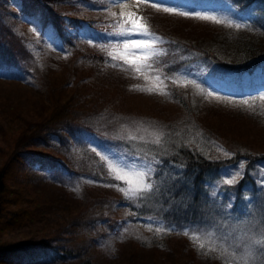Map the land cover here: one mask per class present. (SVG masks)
<instances>
[{
    "label": "trees",
    "instance_id": "obj_1",
    "mask_svg": "<svg viewBox=\"0 0 264 264\" xmlns=\"http://www.w3.org/2000/svg\"><path fill=\"white\" fill-rule=\"evenodd\" d=\"M215 1L247 14L244 26L176 36L148 21L162 50L128 65L109 55L118 47L109 22L121 19L91 18L86 4L101 2L0 0V71L18 73L14 80L33 89L42 113L33 119V107L14 105L10 86H0V264H100L119 256L124 264H156L165 251V264H264V106L247 124L244 117L229 123L219 109L238 112V101L212 105L204 85L174 77L190 62L217 77L264 76V0ZM197 9L192 17L201 16ZM145 69L159 77L161 101L180 108L169 121L126 113L122 96L107 88L144 96ZM97 73L115 76L105 85ZM209 122L239 136L230 140ZM250 132L260 138L253 148ZM108 155L142 165L151 190L131 202L115 191L124 184L110 176ZM91 186L103 196L86 194ZM70 193L80 195L74 205L65 201ZM174 236L181 249L167 247Z\"/></svg>",
    "mask_w": 264,
    "mask_h": 264
},
{
    "label": "rangeland",
    "instance_id": "obj_2",
    "mask_svg": "<svg viewBox=\"0 0 264 264\" xmlns=\"http://www.w3.org/2000/svg\"><path fill=\"white\" fill-rule=\"evenodd\" d=\"M93 1V0H92ZM101 2V4H97L95 2L87 3V7L91 13V18L107 16V18H117L121 19L117 24L109 22L108 29H109V37L110 41H114L115 44H118V47L114 50L115 52H111L113 56L116 57L118 62L124 63V61L129 65L128 62L136 61L138 58L134 55H131V49L125 50L123 47V40L126 39L125 37H120L115 35L114 33L123 29H130L132 28V22L135 21L136 23L140 24V17L144 18V21L148 23V21L152 22V25L155 26L158 30H162V32L174 34L176 36H188L191 32H195V35L198 36H205L210 34L209 32H213L211 28L212 25H220V24H231L232 26L236 27L239 25V28L243 27L244 24L240 23L239 19L244 20L248 17L247 14H236L237 12L229 7L228 5H221L215 0H157L158 7L153 8L152 6L145 5L143 3H139L138 0H125L126 6H120L119 4H113L112 0H96ZM93 4V6H89ZM102 6V7H99ZM104 6V8H103ZM108 8V9H107ZM164 8L172 9L171 12H165ZM193 8H200L197 9L196 14H200L201 16L198 17H215L217 20L222 21L223 23H215L213 20H203L199 19L197 16L192 17V11L189 12ZM107 12H104V10ZM178 13H187V15H178ZM193 13V14H194ZM123 14V15H122ZM131 14V15H130ZM117 15V16H116ZM238 28V27H236ZM29 31L32 35L38 34V27H29ZM48 37V34H47ZM49 40V39H48ZM161 42L156 41L153 47V51H160L162 48L160 47ZM139 72L142 68H139ZM137 71V69L134 68ZM12 70L9 72L0 71V79L6 80L5 82H1L0 86L6 84L10 86V90L14 93H10V96H13L14 105L19 104L23 107H28L31 105L29 109L34 111L35 120H40L42 118V113L39 105V99L36 93L33 92V89L27 88L26 82L21 81V77L19 79L14 80L18 73H14L11 75ZM126 73H129V70H125ZM101 79V81L107 85V82L110 81V78H113L115 75L113 74H103L97 73ZM144 75L142 77V81L147 86L148 89H152L151 92L145 91L144 96L136 95L132 96L127 95L129 91H124L123 95H117V89H113L107 85L108 90L112 92L115 96L116 100L121 98V104L124 107L129 109V114L132 115H145L149 113L152 117H156L159 121H169L171 118H174L180 108L175 105V103L170 101H161V97L163 96L162 84H160L157 80V74L155 71L151 69H145ZM263 74L256 70L253 74H241V75H233V76H219L210 73L207 68L198 64V62H190L187 63L185 67L179 68L175 71L174 77L177 81L182 84H194L196 86L204 85L206 88L207 94L209 92L212 93L209 97V103L212 105L214 103L220 105H228L230 104V100L233 99L238 101L234 103V106H237L239 109L238 112H233L228 109L221 110V112L226 113L229 123L236 124L242 117H244L243 121L244 124L249 123L248 115L252 112L259 113L258 109H253L256 106H264V99H260V97H264V76ZM10 79V80H9ZM13 79V81L11 80ZM173 79V78H172ZM175 81V80H174ZM176 82V81H175ZM178 83V82H177ZM263 84V85H262ZM227 98V99H225ZM257 99L258 101H254ZM23 102V103H22ZM221 102H225L222 104ZM247 102V103H245ZM263 114V112L261 111ZM244 114V116H243ZM212 116V115H211ZM213 118V116H212ZM32 119V118H30ZM236 119V120H235ZM208 125L214 130H220V134H226L230 136L231 139H235L239 133L237 131L231 132L228 127H222L219 124L209 122ZM34 130V129H33ZM30 131V130H29ZM32 131V130H31ZM252 135V140L248 142V144L253 145V142H258L260 140L258 134L256 132H250ZM28 134V132H26ZM253 148V147H252ZM108 172H110V176L117 182V184H124L123 187H118L114 185L115 191H120L122 195L123 192L120 190L121 188L128 189L129 187H137L135 177L129 174L128 176L124 175V172H120L117 168V165L125 167L127 169H131L135 171H143L144 169L142 165H136L134 161H128L125 157L118 156L115 158L112 155H108V162H107ZM124 176V179H116L117 175ZM230 179V178H227ZM131 180L132 184L130 185L128 181ZM99 186H91L90 192L86 191L85 193L92 196H103L102 190L99 189ZM109 193V192H108ZM58 194L63 193H53L54 197H57ZM115 199L117 197L116 194L109 193ZM138 195V194H137ZM137 195L134 196L137 198ZM80 195L77 193H70L66 196V202L68 205H74L80 199H78ZM125 196V195H124ZM78 199H76V198ZM133 197V198H134ZM126 198V197H125ZM132 198V197H130ZM130 198H126L130 201ZM131 202V201H130ZM115 208V207H114ZM148 221H146V224ZM139 224V223H138ZM140 226V225H139ZM38 237V236H37ZM36 238V237H35ZM39 239H44V237H40ZM37 239L36 241H38ZM184 239V238H183ZM105 240V238H104ZM182 239L179 237H175L168 242L167 247L169 249H181L182 247ZM105 244H101L100 246L103 247ZM138 249L135 253V258L132 260V263H136V257L140 254L138 253ZM165 252H157L155 257L157 259L156 264H165L167 263L166 260L169 255ZM99 254H96L97 256ZM146 259L143 257L141 260ZM100 264H124L125 258L118 257L113 258L110 260L107 259L106 262L102 259L98 260Z\"/></svg>",
    "mask_w": 264,
    "mask_h": 264
},
{
    "label": "snow or ice",
    "instance_id": "obj_3",
    "mask_svg": "<svg viewBox=\"0 0 264 264\" xmlns=\"http://www.w3.org/2000/svg\"><path fill=\"white\" fill-rule=\"evenodd\" d=\"M139 3H148L151 4L153 8L158 7L157 0H138ZM113 4H119L120 6H126L125 0H112ZM165 12H171L172 9L170 8H164ZM178 15H187V13H176ZM123 15V14H122ZM131 15V14H130ZM199 19L203 20H213L215 23H223L220 20H217L215 17H198ZM140 20H143L142 17L139 18ZM231 27L232 25L229 24ZM236 27H239V25H236ZM117 36L125 37L126 39L123 40V47L125 50L131 49L130 52L131 55L136 56L138 59L140 57H143L145 61L150 60L156 53L153 51V47L156 41H158L160 38L155 36L149 29V26L146 22L143 24L136 23L135 21L132 22V28L130 29H121L120 31L114 33ZM110 56H112L113 59H116L115 56L112 55V53H109ZM127 62V61H126ZM144 67L151 68L153 67L152 64H146ZM140 69L137 68V71ZM159 79V77H157ZM147 91L151 92L152 89H148ZM208 96H211L212 93L209 92L207 94ZM260 99H264V97H260ZM247 103V102H245ZM243 167V165H241ZM117 168L120 172H124L125 176H128L131 174L135 177L137 187H129L128 189L121 188L120 190L123 192L126 198L134 197L138 193H141L143 191H150L152 188V185L149 183H145V178L148 175L147 172L143 171H133L131 169H127L125 167L117 165ZM116 179H124V176H120L119 174L116 176ZM235 177L230 179H225L224 183L231 185L234 182ZM128 183L131 185L132 181L129 180ZM79 191V189H76ZM157 231H160V229H157ZM187 235V233H185ZM200 248H203L204 245L200 244Z\"/></svg>",
    "mask_w": 264,
    "mask_h": 264
}]
</instances>
